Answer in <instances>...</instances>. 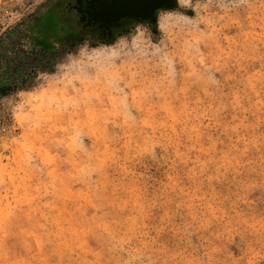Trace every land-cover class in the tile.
I'll list each match as a JSON object with an SVG mask.
<instances>
[{
  "label": "clouds",
  "instance_id": "9594fccd",
  "mask_svg": "<svg viewBox=\"0 0 264 264\" xmlns=\"http://www.w3.org/2000/svg\"><path fill=\"white\" fill-rule=\"evenodd\" d=\"M0 85L2 264L264 260V0H175Z\"/></svg>",
  "mask_w": 264,
  "mask_h": 264
},
{
  "label": "rangeland",
  "instance_id": "374dc122",
  "mask_svg": "<svg viewBox=\"0 0 264 264\" xmlns=\"http://www.w3.org/2000/svg\"><path fill=\"white\" fill-rule=\"evenodd\" d=\"M71 1L0 0V9L4 4H33L16 25L0 26V67L7 66L8 71L12 73L33 70L36 67H50L63 52L73 50L87 36H91L94 43H111L117 34H125L138 24L128 25L122 31L112 36L110 40H106L94 32L83 31L79 25H67V21H69V18L71 19V15L68 14V4ZM154 21L155 18L150 22L142 23L151 27L154 26ZM34 25H54L59 28H53L50 31L46 29L48 31L47 34L44 29L42 32L45 31V33H41V38L39 37V40L42 41L38 42V35ZM21 42L30 44L31 51L24 52L23 48H20ZM53 42L60 44L61 48L59 51L53 47ZM9 51L14 52L16 54L15 57H9L7 55ZM11 91H13L11 86L0 85V95H7ZM5 155H9V153H5ZM4 242L7 246L9 260L13 254L17 256L21 255L14 248L15 240L11 234L4 238ZM233 251L240 264H249L250 254L241 253L235 248H233ZM259 264H264V260H260Z\"/></svg>",
  "mask_w": 264,
  "mask_h": 264
},
{
  "label": "flooded vegetation",
  "instance_id": "af4514ba",
  "mask_svg": "<svg viewBox=\"0 0 264 264\" xmlns=\"http://www.w3.org/2000/svg\"><path fill=\"white\" fill-rule=\"evenodd\" d=\"M150 1L72 0L68 4L71 19L68 17L67 25H79L83 31H91L110 40L128 25L153 20L156 10L149 9ZM159 2L152 0V4ZM162 7L166 8L165 5Z\"/></svg>",
  "mask_w": 264,
  "mask_h": 264
},
{
  "label": "built area",
  "instance_id": "2783aa9c",
  "mask_svg": "<svg viewBox=\"0 0 264 264\" xmlns=\"http://www.w3.org/2000/svg\"><path fill=\"white\" fill-rule=\"evenodd\" d=\"M32 3L23 4H4L0 9V26L16 25L20 22L23 15L30 10Z\"/></svg>",
  "mask_w": 264,
  "mask_h": 264
},
{
  "label": "water",
  "instance_id": "95a60500",
  "mask_svg": "<svg viewBox=\"0 0 264 264\" xmlns=\"http://www.w3.org/2000/svg\"><path fill=\"white\" fill-rule=\"evenodd\" d=\"M164 3V4H163ZM175 4V0H165V2H163L162 0H160L159 3L157 4H152V0L150 1V5H149V9L151 11H155L158 7H162L163 5H165L167 8L168 7H172Z\"/></svg>",
  "mask_w": 264,
  "mask_h": 264
},
{
  "label": "trees",
  "instance_id": "16d2710c",
  "mask_svg": "<svg viewBox=\"0 0 264 264\" xmlns=\"http://www.w3.org/2000/svg\"><path fill=\"white\" fill-rule=\"evenodd\" d=\"M57 26V25H56ZM34 27H35V29H36V31H37V37H38V42H40V41H42V40H39V37L41 38V33H45V31L44 32H42L44 29L46 30H48V31H50V29H53V28H59V27H55L54 25H34ZM46 30V34H47V31ZM47 37V36H46Z\"/></svg>",
  "mask_w": 264,
  "mask_h": 264
}]
</instances>
